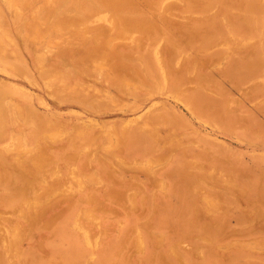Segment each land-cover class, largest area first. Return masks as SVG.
I'll return each mask as SVG.
<instances>
[{
	"label": "rangeland",
	"instance_id": "rangeland-1",
	"mask_svg": "<svg viewBox=\"0 0 264 264\" xmlns=\"http://www.w3.org/2000/svg\"><path fill=\"white\" fill-rule=\"evenodd\" d=\"M0 264H264V0H0Z\"/></svg>",
	"mask_w": 264,
	"mask_h": 264
},
{
	"label": "crops",
	"instance_id": "crops-1",
	"mask_svg": "<svg viewBox=\"0 0 264 264\" xmlns=\"http://www.w3.org/2000/svg\"><path fill=\"white\" fill-rule=\"evenodd\" d=\"M174 96L182 100V103L193 113L197 114L198 116H204V110L207 109L208 106L206 95ZM143 104L144 102L139 101L132 103L131 106L138 110ZM141 116L142 121L146 119L143 124H138L135 128H128L124 131L126 134H122L123 147L127 149L132 159L137 161L149 157L150 153L148 152V149H153L156 146V144L148 138V136H151L150 132L154 131V127L149 126L152 122L156 123L157 121H161L163 124H169V122L166 120L171 119L172 122L170 124L173 125L171 131L176 133H179L180 130L183 131L185 125L188 122L184 111L182 112L176 107H169L166 104H163L159 107L154 104L151 105L143 114H138L137 120H139V117ZM190 136L192 141L196 143L194 146L200 149V153H202L203 149L205 151L207 150V137L199 132L197 128L190 132ZM172 171L173 173L175 171H180L178 163H174V169Z\"/></svg>",
	"mask_w": 264,
	"mask_h": 264
}]
</instances>
